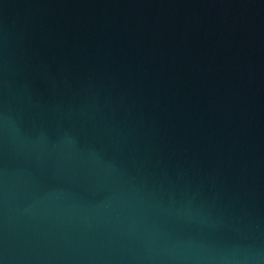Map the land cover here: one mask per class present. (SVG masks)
<instances>
[{
  "label": "water",
  "instance_id": "95a60500",
  "mask_svg": "<svg viewBox=\"0 0 264 264\" xmlns=\"http://www.w3.org/2000/svg\"><path fill=\"white\" fill-rule=\"evenodd\" d=\"M0 264H264V0H0Z\"/></svg>",
  "mask_w": 264,
  "mask_h": 264
}]
</instances>
